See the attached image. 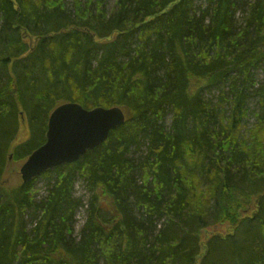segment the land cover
<instances>
[{
  "label": "trees",
  "instance_id": "obj_1",
  "mask_svg": "<svg viewBox=\"0 0 264 264\" xmlns=\"http://www.w3.org/2000/svg\"><path fill=\"white\" fill-rule=\"evenodd\" d=\"M105 2L0 0V264H264V0ZM62 103L126 120L4 187Z\"/></svg>",
  "mask_w": 264,
  "mask_h": 264
},
{
  "label": "water",
  "instance_id": "obj_2",
  "mask_svg": "<svg viewBox=\"0 0 264 264\" xmlns=\"http://www.w3.org/2000/svg\"><path fill=\"white\" fill-rule=\"evenodd\" d=\"M125 122L120 108L85 110L75 103L55 108L47 121L45 143L21 165L22 183L61 165L71 164L104 143L109 132Z\"/></svg>",
  "mask_w": 264,
  "mask_h": 264
},
{
  "label": "rangeland",
  "instance_id": "obj_3",
  "mask_svg": "<svg viewBox=\"0 0 264 264\" xmlns=\"http://www.w3.org/2000/svg\"><path fill=\"white\" fill-rule=\"evenodd\" d=\"M70 2L71 0H67ZM116 0H106L105 5L107 11H109L115 4ZM257 83L264 82V65L260 66L259 70L255 73ZM24 123V122H22ZM166 124L170 125V119L166 118ZM28 132H22L20 138L21 139H27ZM11 158L8 161L7 169L5 170L3 179H2V185L6 188H15L18 187L20 184H22V180L20 177V167L23 163V161H15L11 155H9ZM35 188L38 191L37 199H40L46 195V183L41 178L38 179L35 182ZM90 194L87 192V189L84 186V183L80 180H76L74 183V197L81 198L82 201L85 203L87 202ZM248 213V212H247ZM85 208H80L75 216V223H74V236H78L80 229L85 221ZM226 226L221 227V230H225ZM219 230V229H218ZM212 234V230H207L204 232L205 236H208Z\"/></svg>",
  "mask_w": 264,
  "mask_h": 264
},
{
  "label": "bare ground",
  "instance_id": "obj_4",
  "mask_svg": "<svg viewBox=\"0 0 264 264\" xmlns=\"http://www.w3.org/2000/svg\"><path fill=\"white\" fill-rule=\"evenodd\" d=\"M59 106H60V105H59ZM57 107H58V106H57ZM57 107H56V108H57ZM98 108H100V107H98ZM103 109H104V108H103ZM49 116H50V115H49ZM47 120H48V119H47ZM118 127H119V126H118ZM116 128H117V127H116Z\"/></svg>",
  "mask_w": 264,
  "mask_h": 264
}]
</instances>
